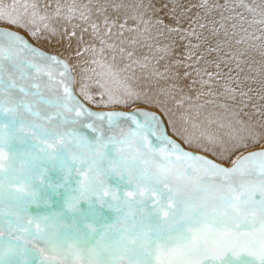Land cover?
Segmentation results:
<instances>
[{"label":"snow or ice","instance_id":"1","mask_svg":"<svg viewBox=\"0 0 264 264\" xmlns=\"http://www.w3.org/2000/svg\"><path fill=\"white\" fill-rule=\"evenodd\" d=\"M51 8L0 0V264H264V0Z\"/></svg>","mask_w":264,"mask_h":264},{"label":"bare ground","instance_id":"2","mask_svg":"<svg viewBox=\"0 0 264 264\" xmlns=\"http://www.w3.org/2000/svg\"><path fill=\"white\" fill-rule=\"evenodd\" d=\"M37 2L41 5H44L46 3H50L52 5V8L49 9V11H52L54 10L55 6H56V3H57V0H37ZM59 2L61 4H64V3H68V2H71V0H59ZM82 2H87V0H82ZM221 2H223V0H221ZM43 11V9H41ZM54 24V26L58 27L61 29V31L63 30V22L60 23V24H57L55 21L52 22ZM2 27H7V25H3V24H0ZM69 29H70V25L68 26ZM17 31H19L22 35H27L23 29H16ZM29 41L33 44H36V41L32 40L31 37H28ZM37 46H39L43 51H47V52H53V51H57V50H62L61 48V45L56 43V40L54 39L52 41V43H48V42H41L40 44H38ZM140 53L142 54H145V55H149L151 56L152 54L148 52L147 49H141L140 50ZM154 63V61H153ZM165 62L164 61H161V64H164ZM161 71H163V68H161ZM146 73H142V70L137 68L136 69V72H135V75L137 77H141V80L139 81V84L140 86L142 87H155L156 85L155 84H150V85H146L144 84L143 80H142V75H145ZM194 75V74H193ZM161 84H163L164 82L161 81L160 82ZM199 88V85H195L193 86L191 89H188V88H185V93H187L188 95L192 96V100L189 101V102H186V107H187V104L188 103H192L194 105H204L203 108H193L192 109V116L194 119H203L206 115H208L209 113H213V112H222L223 110L220 109L218 107V105L220 103L223 102L222 98L220 97H216V96H207V95H204V96H200V98L197 100L196 99V94H197V89ZM205 91H207L205 89ZM214 101V103H205V101ZM122 110H128V109H122ZM199 111V117L196 116V112ZM165 119V124L167 123V118H164Z\"/></svg>","mask_w":264,"mask_h":264},{"label":"rangeland","instance_id":"3","mask_svg":"<svg viewBox=\"0 0 264 264\" xmlns=\"http://www.w3.org/2000/svg\"><path fill=\"white\" fill-rule=\"evenodd\" d=\"M0 27H2L1 25H0ZM4 27V26H3Z\"/></svg>","mask_w":264,"mask_h":264}]
</instances>
